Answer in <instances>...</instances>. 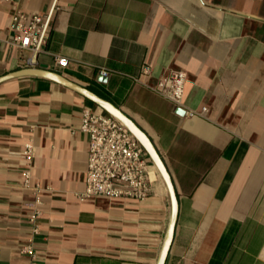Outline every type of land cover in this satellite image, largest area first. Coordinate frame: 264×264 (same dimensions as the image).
Masks as SVG:
<instances>
[{"label":"crops","instance_id":"0c3cea01","mask_svg":"<svg viewBox=\"0 0 264 264\" xmlns=\"http://www.w3.org/2000/svg\"><path fill=\"white\" fill-rule=\"evenodd\" d=\"M16 9L50 12L41 52L8 43ZM43 64L113 103L152 141L177 196L164 264H264V0H0V76ZM172 71L185 74L183 107L154 91ZM84 107L106 113L44 77L0 82V264H31L22 252L31 239L35 264L157 263L171 200L154 165L144 202L77 197Z\"/></svg>","mask_w":264,"mask_h":264},{"label":"built area","instance_id":"2783aa9c","mask_svg":"<svg viewBox=\"0 0 264 264\" xmlns=\"http://www.w3.org/2000/svg\"><path fill=\"white\" fill-rule=\"evenodd\" d=\"M11 1V0H3ZM50 12L44 14L16 11L11 16L9 29L12 33L9 44L19 49H29L34 54L42 51L41 45L47 35ZM55 62L59 67L67 65V58L55 55ZM28 65L31 59H26ZM147 68H143L145 72ZM100 74L106 76L108 71L100 69ZM185 90V74L181 71H172L160 78L154 91L166 97L177 107H183ZM205 111L184 109L189 116L201 115ZM80 131L88 137L87 169L85 176V189L77 193L80 200L90 197H106L118 201L144 202L152 194L151 167L153 163L143 147L116 118L107 113H98L88 107L81 111ZM32 147L26 143L24 156L31 158ZM23 186L31 188L28 178ZM34 205L41 204L39 190L35 191ZM39 211L35 208L30 215L34 222ZM32 233H38V225L34 224ZM33 239L22 248V252L30 256L31 264L34 263L35 252Z\"/></svg>","mask_w":264,"mask_h":264},{"label":"water","instance_id":"95a60500","mask_svg":"<svg viewBox=\"0 0 264 264\" xmlns=\"http://www.w3.org/2000/svg\"><path fill=\"white\" fill-rule=\"evenodd\" d=\"M34 62V60H33ZM39 76L44 77L47 79H50L56 83H59L61 85H64L74 91H76L79 94H82L85 98L92 101L94 104L102 108L106 113L110 114L114 118H116L119 122H121L128 131L133 135V137L138 141V143L143 147L145 152L147 153L148 157L150 158L151 162L161 175L163 182L165 183L170 200H171V218L169 222V226L162 244V248L159 254V257L157 259L156 264H164L165 259L167 257L169 247L173 238L176 218H177V196L175 194V189L171 180V177L161 159L159 156L157 150L155 149L152 141L148 137V135L131 119L129 118L125 113H123L117 106H115L110 101L101 98L100 96L96 95L92 91H90L87 88H84L67 78H65L63 75H61L58 72L48 70L46 65H41V68H24L20 69L8 74H5L3 76H0V82L4 81L9 78L19 77V76ZM99 79L105 80V78L99 77ZM178 113H183V109L177 108L176 110Z\"/></svg>","mask_w":264,"mask_h":264}]
</instances>
